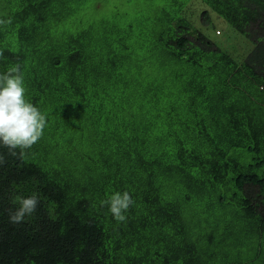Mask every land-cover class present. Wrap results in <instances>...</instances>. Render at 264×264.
Wrapping results in <instances>:
<instances>
[{
    "label": "trees",
    "instance_id": "16d2710c",
    "mask_svg": "<svg viewBox=\"0 0 264 264\" xmlns=\"http://www.w3.org/2000/svg\"><path fill=\"white\" fill-rule=\"evenodd\" d=\"M154 2L0 0V73L19 63L47 117L22 157L0 147V264H264V0Z\"/></svg>",
    "mask_w": 264,
    "mask_h": 264
},
{
    "label": "clouds",
    "instance_id": "9594fccd",
    "mask_svg": "<svg viewBox=\"0 0 264 264\" xmlns=\"http://www.w3.org/2000/svg\"><path fill=\"white\" fill-rule=\"evenodd\" d=\"M11 24V18L0 19V25ZM3 56V52H0ZM26 87L20 64L16 63L4 73H0V147L6 148L12 156H23L25 151L36 144L43 136L47 125V117L36 105L26 97ZM19 150V153H17ZM4 157L0 154V164ZM39 201L36 195L19 198V206L9 212V221L18 224L25 216L33 214ZM134 203L127 192H114L101 201L107 205L117 222H125V213Z\"/></svg>",
    "mask_w": 264,
    "mask_h": 264
},
{
    "label": "rangeland",
    "instance_id": "374dc122",
    "mask_svg": "<svg viewBox=\"0 0 264 264\" xmlns=\"http://www.w3.org/2000/svg\"><path fill=\"white\" fill-rule=\"evenodd\" d=\"M140 3L146 5L148 10L152 13H155L154 5L156 7L158 6L154 0H140ZM99 7L100 6H97L94 3L90 6V10L98 14ZM210 14L212 17V22L202 27L203 32L207 34L212 40H214L222 49L231 53L236 58L240 59L245 56V54H247V52L250 50L252 44L242 33L235 30L232 25H230L229 22H227L223 17L217 15L213 11H210ZM217 29L220 30V33H217Z\"/></svg>",
    "mask_w": 264,
    "mask_h": 264
}]
</instances>
